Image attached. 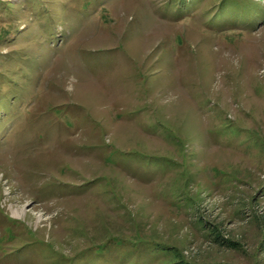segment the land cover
Returning <instances> with one entry per match:
<instances>
[{
    "label": "rangeland",
    "instance_id": "rangeland-1",
    "mask_svg": "<svg viewBox=\"0 0 264 264\" xmlns=\"http://www.w3.org/2000/svg\"><path fill=\"white\" fill-rule=\"evenodd\" d=\"M177 260L264 264V0H0V264Z\"/></svg>",
    "mask_w": 264,
    "mask_h": 264
},
{
    "label": "trees",
    "instance_id": "trees-1",
    "mask_svg": "<svg viewBox=\"0 0 264 264\" xmlns=\"http://www.w3.org/2000/svg\"><path fill=\"white\" fill-rule=\"evenodd\" d=\"M229 8L230 7H227L226 9H229ZM216 17H218V15ZM173 264H187V263H185L184 261H181V260H177V262H174Z\"/></svg>",
    "mask_w": 264,
    "mask_h": 264
}]
</instances>
